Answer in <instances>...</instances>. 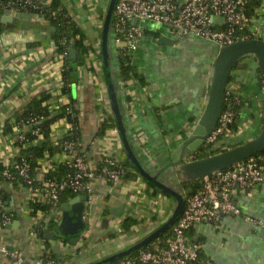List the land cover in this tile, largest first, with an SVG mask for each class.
<instances>
[{"label": "crops", "instance_id": "obj_1", "mask_svg": "<svg viewBox=\"0 0 264 264\" xmlns=\"http://www.w3.org/2000/svg\"><path fill=\"white\" fill-rule=\"evenodd\" d=\"M259 1L250 28L254 39L264 40V0ZM61 2L87 35L90 48L85 64H73L75 83L70 96L62 93L64 61L52 38L56 31L51 32L49 23L32 13L7 12L13 20L4 24L1 17L6 12L0 10L1 166L14 162L22 152L15 145L12 131L5 133L6 124L44 92L51 95V107L72 103L78 112L80 151L89 162L98 166L106 152L124 164L128 159L113 113L102 54L104 19L110 0ZM215 21L220 27V20ZM143 27L146 33L133 53V63L145 84L121 78L118 44L112 28L109 55L125 129L144 168L155 175L177 160L178 148L201 118L206 106L205 90L220 47L194 37L181 38L167 26L144 23ZM161 36L169 38L172 44H157L154 40ZM260 76L253 57L243 59L231 75L241 96L234 136L241 132L243 139H253L264 126V86ZM104 122L109 126L101 134ZM66 128L63 124L54 128L55 135L63 138ZM234 140L240 144L237 137L228 138L219 150L230 148L229 142ZM125 167V178L115 182L97 179L90 194L77 195L88 197V201L77 204L79 211L46 218L54 223L51 232H57L53 239L47 238L48 248L39 235L31 234L32 227L40 224L43 216L38 212L31 214L27 189L0 180L6 210L14 215L12 222L0 231V247L21 251L30 264L43 258L44 249L59 264H91L141 241L172 217L176 202L148 186L135 167ZM35 175L41 177L42 173L37 170ZM162 180L170 186L180 184L178 189L186 196L182 187L185 180L175 170L166 171ZM234 200L241 216H224L217 225L198 224L187 233L189 240L202 244L196 264H264V227L246 220L248 216L264 222V183ZM68 202L60 203L59 208ZM117 209L119 214L115 213ZM0 264H10L1 251Z\"/></svg>", "mask_w": 264, "mask_h": 264}, {"label": "built area", "instance_id": "obj_2", "mask_svg": "<svg viewBox=\"0 0 264 264\" xmlns=\"http://www.w3.org/2000/svg\"><path fill=\"white\" fill-rule=\"evenodd\" d=\"M247 2L248 0H118L111 28L118 48L132 54L137 51L145 36L144 23L171 27L181 38L194 37L219 47L229 46L254 38L255 33L250 28L253 19L249 18L246 12ZM0 9L6 13L37 14L45 19L43 13H35L39 12V7L32 0H0ZM216 19L220 20V27H217ZM56 106L51 107L53 115H56L60 108ZM225 106L215 130L205 142L204 147L209 151L219 150L222 142L232 138L238 129H233L232 126L240 116L241 96L240 89L233 80L228 84ZM66 107L65 115L58 120L54 128L62 124L67 125L68 134L78 129L77 124L69 121H77L78 112L69 105ZM45 119L43 116H28L17 122L12 120L14 142L20 150L34 146L41 140V124ZM60 139L62 138H58L53 132L52 141L57 142ZM62 141L61 152L54 156L45 152L38 168L42 173L41 177L35 175L30 162L21 154L14 162L2 164V181L11 184L18 181L16 186L24 187L28 191L29 205L35 204L41 208L38 213L43 219L40 224L32 227L31 234L34 236H38L40 230L49 226L51 221L48 222L46 218L57 213L63 193L88 195L93 190L95 180L115 182L125 178L128 172L123 161L111 152L104 153L97 166L89 162L80 151V142L73 139ZM60 166L65 168V172L61 176H52L51 173L59 172ZM199 183L197 192L185 196V210L170 229L166 243L163 246L144 248L120 260L118 264H196L202 244L189 240L187 233L198 224L217 225L224 216L242 215L234 200L235 196L247 194L264 183V152L229 169L209 174L201 178ZM13 217V213L6 210L0 193V231L12 222ZM246 220L264 227L263 221L248 216ZM0 251L10 259V264H30L19 250L1 246ZM35 264L59 262L46 255L44 249L43 258Z\"/></svg>", "mask_w": 264, "mask_h": 264}, {"label": "water", "instance_id": "obj_3", "mask_svg": "<svg viewBox=\"0 0 264 264\" xmlns=\"http://www.w3.org/2000/svg\"><path fill=\"white\" fill-rule=\"evenodd\" d=\"M117 1L118 0H110L104 19L102 33V54L108 80V89L112 101L113 113L118 124V130L121 136L123 147L127 153L128 159L137 170V173L147 183L155 186L157 190L166 194L167 196L172 197L176 202V208L172 217L167 222H165L141 241L121 252L91 264H113L116 261H120L139 252L140 250L149 246L153 241L166 234L177 221V219L182 216L185 210L186 201L184 194L178 189V186H170L168 183L162 180L163 174L169 169L175 170V173L180 175L185 181H198L209 174L220 170L229 169L235 164H238L256 154L264 152L263 126L262 130L253 140L206 158L189 161V159L193 158L194 155L197 154L205 145L206 140L210 137L218 124L219 118L225 108V95L230 77L237 64L243 58L252 56L257 62L259 71L264 75V40L253 38L241 40L235 42L232 45L219 48L217 56L212 64V71L205 90V109L190 136L178 148L179 152L177 154V160L165 166L155 175H152L144 168L135 152L133 145L129 140L123 123L110 65L109 39L111 23L113 21ZM12 20L13 16L7 15V13L1 17V22L4 24H7ZM55 31L56 28L52 27L51 32ZM154 41L159 45L172 44L171 40L165 36H161L158 40L156 39ZM69 59H75V51L72 47L69 49ZM86 201H88L87 196L76 197L72 201L63 204L57 210V213L63 214L65 211L70 210L79 211L81 207L79 205L77 206V204ZM115 213L119 214V209H117ZM45 233L48 239H53L54 236L57 235L56 231L51 233L48 229L45 230Z\"/></svg>", "mask_w": 264, "mask_h": 264}, {"label": "trees", "instance_id": "obj_4", "mask_svg": "<svg viewBox=\"0 0 264 264\" xmlns=\"http://www.w3.org/2000/svg\"><path fill=\"white\" fill-rule=\"evenodd\" d=\"M32 2L39 7V12L37 11L35 13H43L49 25L51 27L56 28V32L52 34V38L55 41V45L57 47L58 53L62 56L63 61H64L63 73H62V79H63L64 84L62 88V93L64 95L69 94L70 96L72 92V86L75 83V79H74V75L72 71L73 64L76 63V65L78 66L85 64V61L89 57V54H90V48L87 45V39H88L87 35L78 26V24L73 20V18L69 15L68 11L62 6L61 0H32ZM259 5H260L259 0H248L247 5H246V12L249 18L253 19L255 17V10L257 7H259ZM250 39H253V37ZM71 47L75 51V59L73 60L69 59V49ZM117 50H118V67H119L121 78L124 80L138 81L141 84H145L142 74L137 70V66L133 63V54L128 53L126 50H123L120 48H117ZM231 79L232 77H230V81ZM260 82H261V86H264V75L263 74L262 76H260ZM50 99H51V95L49 93L44 92L39 97L34 98L23 109L17 111L13 116L14 122H17L21 120L22 118H26L28 116H39V117L43 116L46 118L41 124V128H42L41 140L36 145L30 146L22 150L21 152V156L25 157L30 162L31 166L34 169V173H36L38 168L40 167V161L44 158L45 152H49L50 156H54L55 154L61 152V147L63 144L62 140L73 139L79 142V130L78 129L77 130L75 129L73 132L68 133L62 139L58 140L57 142L52 141L54 125L58 122L60 118H62L65 115L67 107L66 105L61 106L59 110H57L58 113L56 115H53V112H51V106L50 104H48ZM68 105L71 106L73 109H75L72 103ZM69 121L73 124L78 125L76 120L69 119ZM238 125H239V120L235 122L232 128L234 129L238 127ZM108 126H109L108 122H104L103 126L101 127L100 133L103 134L104 130ZM12 129H13L12 123L6 124L5 133L11 132ZM130 142L132 144L131 140ZM230 148L223 149V150L209 151L203 146L200 149V151L194 155L192 160L206 158V157L215 155L217 153L227 151ZM124 165L130 168H134L133 164L130 162L129 159H126ZM59 169H60L59 172L51 173V175L61 176L63 172H65V168L63 166H60ZM2 170H3V167L0 165V180H2ZM128 177L129 176L127 175V178ZM13 184L17 185L18 181H14ZM147 185L152 187L156 192L162 193L159 190H157L153 185L149 183H147ZM182 187L186 192L185 195L188 196L198 191L200 187V183H199V180L191 181V182L183 181ZM76 196L77 194H72L71 192H65L61 196L60 203L71 201ZM30 208L32 211L31 214L33 216H35L36 213L39 211V209H41L35 204H31ZM47 228L49 232H51V228H54V223L51 222ZM170 233L171 231L167 232L161 238L155 240L152 244H150L146 248H151L154 245L163 246L166 243V240L169 238ZM38 235L41 239L44 240L48 248L49 241L47 240L45 230H40ZM200 255H201V252L199 254V260L196 263L200 261ZM50 256L51 258L54 259V257L51 254ZM118 263L119 261H116L113 264H118Z\"/></svg>", "mask_w": 264, "mask_h": 264}, {"label": "rangeland", "instance_id": "obj_5", "mask_svg": "<svg viewBox=\"0 0 264 264\" xmlns=\"http://www.w3.org/2000/svg\"><path fill=\"white\" fill-rule=\"evenodd\" d=\"M177 35L180 36L178 33H177ZM111 40H112V38H111ZM245 58H252V57H249V56H248V57H245ZM245 58H243V59H245ZM243 59H242V60H243ZM254 59H255V58H254ZM242 60H241V61H242ZM241 61H240L238 64H240ZM231 85H232V84H230L229 87H231ZM251 124H252V123H251ZM240 131H241V130H240ZM242 132H243V131H242ZM258 134H259V133H258ZM258 134H256V136H255L254 138H256ZM241 135H242L241 132H239L237 135H235V136L232 137V138H236V137H237V138H238V141H240V142H238V143H240V144H237V142H235V140L232 141V143L229 142V145H230L231 148H233V147H235V146H238V145H241V142L246 143V142H248V141L254 139V138H253V139H251V138H250V139H243V137H242ZM227 139H228V138H227ZM218 143H219V142H218ZM243 143H242V144H243ZM191 160H192V158L189 159V161H191ZM170 170H171V169H170ZM183 180H184V179H183ZM178 187H180V184L178 185Z\"/></svg>", "mask_w": 264, "mask_h": 264}]
</instances>
